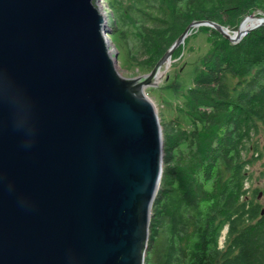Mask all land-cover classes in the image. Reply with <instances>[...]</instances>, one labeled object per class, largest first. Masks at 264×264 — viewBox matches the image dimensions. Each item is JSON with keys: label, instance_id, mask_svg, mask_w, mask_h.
I'll return each mask as SVG.
<instances>
[{"label": "water", "instance_id": "95a60500", "mask_svg": "<svg viewBox=\"0 0 264 264\" xmlns=\"http://www.w3.org/2000/svg\"><path fill=\"white\" fill-rule=\"evenodd\" d=\"M98 1L0 0V264H144L163 165L145 87L193 28L264 26L193 20L126 78Z\"/></svg>", "mask_w": 264, "mask_h": 264}, {"label": "trees", "instance_id": "16d2710c", "mask_svg": "<svg viewBox=\"0 0 264 264\" xmlns=\"http://www.w3.org/2000/svg\"><path fill=\"white\" fill-rule=\"evenodd\" d=\"M108 3L111 36L126 44L131 39L129 51L141 71H150L193 20L236 30L245 16L264 13V0ZM200 27L208 49L181 92L185 127L177 120L163 130L144 264H264V206L249 172L264 153V26L236 43ZM180 51L178 46L171 59Z\"/></svg>", "mask_w": 264, "mask_h": 264}, {"label": "rangeland", "instance_id": "374dc122", "mask_svg": "<svg viewBox=\"0 0 264 264\" xmlns=\"http://www.w3.org/2000/svg\"><path fill=\"white\" fill-rule=\"evenodd\" d=\"M108 2L109 0L98 1L99 8L102 14L105 15L104 17L107 19V22L108 18L112 16L111 7ZM256 13L257 15H264L260 11ZM112 26L108 23L107 36L109 37V44L113 53L117 52V69L119 73L126 78H135L149 73V70H139L137 64V61H139L138 57L137 59L132 58V56L135 57L136 55L134 51H131L132 53L129 51L132 45L131 39L126 44L111 36ZM199 30H201V27L194 28L179 45L181 48L180 55L172 58L165 70H163V67L161 68L157 74L156 86L145 87V94L152 101L157 112L162 134L165 128L169 130L170 125H173L177 120H179L181 126L185 127L184 117L178 110V105L182 103L181 92L191 85V80L208 49L207 36L204 31ZM260 132L262 133V131ZM258 138L263 143V135L259 134ZM249 172L251 175L250 187L251 189H256L258 194L261 193L259 202L261 206H264V153L250 167ZM223 242L224 239L219 242V246H223Z\"/></svg>", "mask_w": 264, "mask_h": 264}, {"label": "bare ground", "instance_id": "6f19581e", "mask_svg": "<svg viewBox=\"0 0 264 264\" xmlns=\"http://www.w3.org/2000/svg\"><path fill=\"white\" fill-rule=\"evenodd\" d=\"M98 7H99V5H98ZM100 9V8H99ZM105 16V15H104ZM259 22V20H258V18H256V17H247V18H245V19H243L242 20V22H241V24H240V31H244V30H246V29H248L249 27H251V26H253V25H255L256 23H258ZM197 28V27H196ZM194 29V28H193ZM107 41L110 43V40H109V37L107 36ZM169 63V62H168ZM156 79H158L157 78V76H156ZM251 124V123H250ZM262 192V191H261ZM263 194V193H262Z\"/></svg>", "mask_w": 264, "mask_h": 264}]
</instances>
